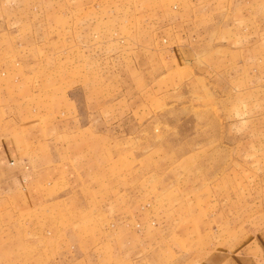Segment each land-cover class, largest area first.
<instances>
[{
	"label": "rangeland",
	"instance_id": "obj_1",
	"mask_svg": "<svg viewBox=\"0 0 264 264\" xmlns=\"http://www.w3.org/2000/svg\"><path fill=\"white\" fill-rule=\"evenodd\" d=\"M263 218L264 0H0V264H251Z\"/></svg>",
	"mask_w": 264,
	"mask_h": 264
},
{
	"label": "crops",
	"instance_id": "obj_2",
	"mask_svg": "<svg viewBox=\"0 0 264 264\" xmlns=\"http://www.w3.org/2000/svg\"><path fill=\"white\" fill-rule=\"evenodd\" d=\"M263 226H264V222H263ZM261 229H264V227ZM261 239L262 240L264 239V234L262 235ZM252 247L256 251L255 253H251V264H264V251H260L261 248L259 246L252 245Z\"/></svg>",
	"mask_w": 264,
	"mask_h": 264
}]
</instances>
